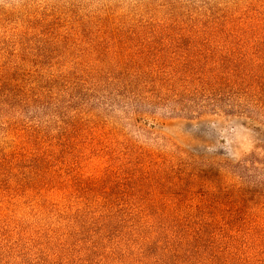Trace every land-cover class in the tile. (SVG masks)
I'll list each match as a JSON object with an SVG mask.
<instances>
[{"label": "rangeland", "instance_id": "374dc122", "mask_svg": "<svg viewBox=\"0 0 264 264\" xmlns=\"http://www.w3.org/2000/svg\"><path fill=\"white\" fill-rule=\"evenodd\" d=\"M252 42L264 0H0V264H264L263 119L118 94Z\"/></svg>", "mask_w": 264, "mask_h": 264}, {"label": "trees", "instance_id": "16d2710c", "mask_svg": "<svg viewBox=\"0 0 264 264\" xmlns=\"http://www.w3.org/2000/svg\"><path fill=\"white\" fill-rule=\"evenodd\" d=\"M249 47L236 44L225 51L193 47L160 71L157 84L149 79L151 89L145 90L142 78L136 77L124 82L118 94L177 116L220 112L264 121V43L252 42Z\"/></svg>", "mask_w": 264, "mask_h": 264}]
</instances>
